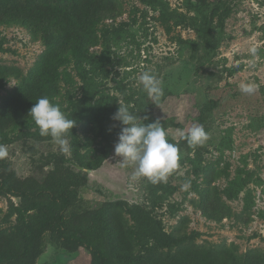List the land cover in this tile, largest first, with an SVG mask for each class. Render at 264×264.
Instances as JSON below:
<instances>
[{"label":"rangeland","instance_id":"rangeland-1","mask_svg":"<svg viewBox=\"0 0 264 264\" xmlns=\"http://www.w3.org/2000/svg\"><path fill=\"white\" fill-rule=\"evenodd\" d=\"M71 42L79 54L55 71L50 53ZM144 72L161 82L157 101L142 89ZM242 82L256 91L242 93ZM44 96L75 120L68 153L28 115ZM119 103L140 123L159 120L177 145L179 167L166 183L131 180L134 166L114 155ZM196 125L208 139L193 148L178 133ZM0 145L1 179L32 193L71 183L69 233L105 207L111 242L131 259L145 256L142 264H226L229 247L264 251V0H0ZM209 188L231 209L223 218L204 198ZM134 203L183 244L147 255ZM26 206L0 191V250ZM44 242L36 264L94 263L84 247L49 234Z\"/></svg>","mask_w":264,"mask_h":264},{"label":"trees","instance_id":"trees-1","mask_svg":"<svg viewBox=\"0 0 264 264\" xmlns=\"http://www.w3.org/2000/svg\"><path fill=\"white\" fill-rule=\"evenodd\" d=\"M29 25L28 23H26ZM80 48L71 42L63 48L52 50L50 59L56 71L61 62H65L69 57L77 56ZM11 74L20 72L17 67H11ZM66 181H71V174L68 173ZM71 183L54 193L50 189L37 187L36 191L20 189L16 183L9 178H0V191H6L13 196L20 197L27 206V218L23 224L17 227L10 234V246L0 250V263L6 264H36L38 257L44 251L45 235L55 243H64L73 248L84 247L94 257L93 264H142L145 256L123 254L122 251L113 244L109 238V219L105 207L93 212L87 226L79 231L69 233L67 211L72 203ZM48 197L50 204H44L42 199ZM204 198L215 207V215L223 218L231 212L230 207L223 202L214 188H209ZM61 203V210L54 211L53 205ZM132 212L139 226V240L150 243L146 254L164 251L172 252L176 247L183 244L184 238L165 232L157 226V220L150 212L139 203L131 205ZM226 264H264V251L260 249H248L246 252H238L237 248L229 247ZM224 258L223 254H220ZM4 262V263H5Z\"/></svg>","mask_w":264,"mask_h":264},{"label":"clouds","instance_id":"clouds-1","mask_svg":"<svg viewBox=\"0 0 264 264\" xmlns=\"http://www.w3.org/2000/svg\"><path fill=\"white\" fill-rule=\"evenodd\" d=\"M249 51L253 55L256 53L254 47ZM139 79L143 91L150 99L157 101L162 95L161 82L148 72H144ZM239 89L244 94H252L256 91V85L242 82ZM28 115L38 127L41 136H50L63 153L70 151L66 136L73 128L75 120L67 118L58 105L47 96L40 97L30 108ZM112 119L122 125L114 146V155L121 158L122 165L134 166L135 170L130 179L135 181L143 177L154 185L166 183L169 175L179 167L180 157L177 145L169 142L167 132L159 120L148 124L140 123L137 116L120 103ZM178 135L193 148L203 145L208 139L202 125L193 126L187 132L180 130ZM7 155V148L0 145V159Z\"/></svg>","mask_w":264,"mask_h":264}]
</instances>
